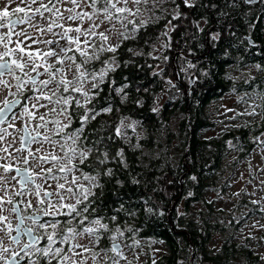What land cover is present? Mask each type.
Here are the masks:
<instances>
[{
  "label": "snow or ice",
  "instance_id": "snow-or-ice-1",
  "mask_svg": "<svg viewBox=\"0 0 264 264\" xmlns=\"http://www.w3.org/2000/svg\"><path fill=\"white\" fill-rule=\"evenodd\" d=\"M246 2L252 4L253 0ZM20 3L25 7L17 6L11 13L10 6L0 9V29H3L0 33V261L4 264H20L21 260L24 264H132L124 249L134 252L139 247L140 241L133 235L136 230L122 224L119 211L107 217L100 215L97 201L103 195L105 178L115 175L110 163L128 167L126 149L109 152L102 147L105 140L119 138L134 149L140 147L133 143L129 132H136L139 121L126 123L128 117L117 118L109 125L110 134H97L96 139L89 130L97 131L93 122L100 123L105 116L119 111L104 94V88L120 97V104L129 99L127 84L110 87L116 83L111 74L121 67L120 49L127 42L143 37L163 20L167 30H162L152 42L143 41L150 51L125 48L129 59L123 66L136 63L134 57L145 56L168 63L167 51L172 48L171 33L177 29L176 22L185 17V9L197 8V0H47V3L20 0ZM45 13L49 15L46 17ZM37 18L45 23L34 22ZM196 27L203 31L199 24ZM49 34L53 38H47ZM207 39L215 42L220 34L208 33ZM150 67L159 68L152 75L167 86L162 92L177 87L172 79L165 77L159 64ZM196 68L190 60L181 68L189 73L190 83H195V74L189 70ZM255 68L264 73V66L257 64ZM257 97L260 102L256 98L251 103L245 101L248 108L239 115L264 121V94L258 93ZM131 103L143 106L139 99H132ZM151 111L158 112L159 108L153 107ZM247 126L245 123L240 127ZM259 127L261 130L253 142L264 148V123ZM11 129L22 133L18 141ZM190 179L195 182L198 178ZM132 183L139 181L133 179ZM251 203L264 213V203L257 200ZM155 211L146 209L149 214ZM127 215L135 213L128 210ZM259 227L264 228V224ZM25 236L28 242L22 243ZM101 236L110 246H104ZM125 237L132 243L118 242ZM6 239L17 248L10 249ZM60 244L65 247L61 248ZM261 259L264 260V255Z\"/></svg>",
  "mask_w": 264,
  "mask_h": 264
},
{
  "label": "trees",
  "instance_id": "trees-1",
  "mask_svg": "<svg viewBox=\"0 0 264 264\" xmlns=\"http://www.w3.org/2000/svg\"><path fill=\"white\" fill-rule=\"evenodd\" d=\"M234 2L238 0H200L195 10L185 9V17L176 22L177 29L172 32V48L167 51L169 64L145 56L134 57L136 63L123 66L129 59L125 48L150 51L143 41L149 39L152 42L162 30H166L163 20L152 26L143 37L127 42L119 52L121 67L111 74L116 83L110 87L127 84L129 99L120 104V97L115 96L109 88H104V94L119 111L105 116L100 123L93 122L97 131L89 130L91 137L96 139L97 134H110L109 125L117 118L128 117L126 123L139 121L136 132H129L133 143L140 144V147L134 149L119 138L115 141L105 140L102 146L112 153L119 148L126 149L128 167L110 163L115 175L111 179L105 178L103 195L97 201V211L105 217L116 215L119 211L122 224L136 230L133 234L136 240L162 241L159 244L167 252L156 258L153 264H190V244L195 249L193 264H239V261L241 264H260V256H255L244 244L233 241L232 235L220 223L214 201L208 199V193L214 191L219 182L218 174L222 171V162L228 152V142L238 140L246 150L255 148V143L247 135L258 126L241 127L214 138L201 134L213 127L210 114L205 113L206 107L226 92L232 93L234 84L228 74L231 67L237 64V54L247 45L246 39L242 37L252 34L253 39L264 47V33L259 27L262 20L258 19L259 26L248 34L245 32L246 25L252 18L256 20V15L254 12H245L238 19H233L238 16ZM213 18L220 23V28L216 30L220 39L215 42L207 39ZM197 24L203 31L197 29ZM240 28L242 32L236 41L235 32L240 31ZM182 54L198 58L192 61L197 65L193 70L195 83L192 85L189 81L186 84L182 76L181 67L187 60ZM175 56L179 76L175 72ZM155 64L164 69L166 78L172 77L179 83L177 88L182 90V96L180 94L178 99L165 98L167 90L162 92V89H166V85L152 75L154 71H159V68L150 67ZM144 88L149 91L144 92ZM155 97L159 98L154 101ZM132 99L142 100L143 106L134 105ZM153 107L159 108V111H151ZM183 176L185 181L181 185ZM191 176H196L197 181H192ZM133 179L139 183H132ZM117 180L122 183L117 184ZM176 200L179 202L169 217L170 208ZM182 204L185 213L195 204H200L201 208L192 211L189 216H182L178 212ZM147 208L156 211L149 214ZM128 210L135 215H127ZM221 232L228 233L227 243L217 253H213L208 245L212 237ZM101 239L104 240L103 236ZM125 240L132 243L127 237L123 238V243ZM104 244H109V241L104 240Z\"/></svg>",
  "mask_w": 264,
  "mask_h": 264
},
{
  "label": "rangeland",
  "instance_id": "rangeland-1",
  "mask_svg": "<svg viewBox=\"0 0 264 264\" xmlns=\"http://www.w3.org/2000/svg\"><path fill=\"white\" fill-rule=\"evenodd\" d=\"M27 2L30 3V0H27ZM45 3H47V0H45ZM8 6H10L9 10L11 13V9L17 6L25 7V4L20 3V0H0V9ZM32 7H35V5H32ZM16 15L23 16L24 13H17ZM48 15V13H45L46 17ZM34 22L40 24L45 23L44 20L39 18ZM61 23H63V21H61ZM200 26H202V24H200ZM170 27L169 25V28ZM19 28L20 26H17L16 30L19 31ZM54 31L59 32L60 30L54 28ZM2 32L3 29H0V33ZM47 38L51 39L53 37L49 34ZM13 39H15V37H13ZM161 39H163V37H161ZM157 45L159 47V43ZM238 65L237 63L235 67H231L228 74L229 77L236 80H252L256 72L257 74L259 73L255 68V64L246 65L241 69L236 68ZM184 66L185 63L182 67ZM193 70L194 69H191L189 72L193 73ZM188 75V72H182L186 84H188ZM170 79L179 87V83L176 82L175 79L172 77ZM242 84H247V80L243 81ZM170 90H167L166 99L172 98L176 100L180 97V94L182 96L181 89L180 91L176 87ZM261 92L264 94V86ZM246 98H248V100ZM252 98H256L257 103L260 102L257 94L254 92H241L237 96L230 92H226L220 99L212 101V103L206 107L205 113L210 114L213 127L201 134L204 133V136L208 138L221 137L232 130L241 128L240 126L245 123H247V125H253L256 122L262 124V120L259 117L252 118L239 115L245 112ZM245 101H248V103H245ZM41 111L44 110L41 109ZM257 111H260V109H257ZM10 131H12V129ZM256 135H258L257 131H254L250 136L251 140H253V137ZM45 147H47V145H45ZM221 167L222 171L218 174L219 182L214 187V191L208 193V199L214 201L213 206L215 211L219 213L220 223L232 235L233 241L244 244L253 251L255 256H260L259 259H261V256L264 255V239H262L264 238V228H260L259 224H264V213H261L258 205H253L251 201L257 200L264 203V190H262L264 189V184H262V181H264V148L255 143L254 149L246 150L245 146L239 143L238 140H231L228 142V152ZM235 193H240V195L236 196ZM252 193H255V195H252ZM200 208V204H195L191 206L188 213H185V207L182 204L179 206L178 212L182 216H189L192 211L199 210ZM257 221L259 224H257ZM253 225H255V227H253ZM228 236L227 232L216 233L208 245L209 249H211L213 253H217L216 251L227 243L225 240ZM5 244L9 246L10 249H15L10 239H6ZM124 251L128 255V259L132 261V264H153L159 257L167 252L164 246L159 243L152 241L141 242V240L139 247H137L134 252L129 251V249H124ZM134 256L138 257V259L134 258ZM238 263L241 264V261ZM0 264H3V261H0ZM89 264H91V262H89ZM262 264H264V260H262Z\"/></svg>",
  "mask_w": 264,
  "mask_h": 264
},
{
  "label": "flooded vegetation",
  "instance_id": "flooded-vegetation-1",
  "mask_svg": "<svg viewBox=\"0 0 264 264\" xmlns=\"http://www.w3.org/2000/svg\"><path fill=\"white\" fill-rule=\"evenodd\" d=\"M200 2V0H197V4ZM233 5L236 7L235 12H238V16L237 17H233V19H238L239 16L243 15L245 12H254L256 15V20L254 18H252V21L247 23L246 25V30L245 32H247L248 34L252 33L258 26L259 24H257V20L258 21H264V0H253L252 4H248L246 2V0H238V2H234ZM261 21V26L260 29L261 31L264 33V23H262ZM212 27L211 29L208 30V33H217L218 29L220 28V23L218 20H216L215 18H213L212 20ZM206 27V24H205ZM238 28V27H237ZM239 29V28H238ZM217 30V31H216ZM242 32V29L240 28V31L235 32L236 33V41L239 39V35ZM242 39H246V46L243 48V51L241 53L237 54L236 60L237 63L239 65L236 67L237 69H241L246 65L249 64H259L264 66V47L263 45L254 40L252 34L251 35H246L243 36ZM241 40V39H240ZM251 58H253V60H251ZM245 63V65H244ZM235 67V65L233 66ZM247 80V84H242L243 81ZM232 83L234 84V88L232 89V94L234 95H238L241 92H254L256 94H262L261 89L264 86V73L259 72L252 78V80H248V79H231ZM185 87V86H184ZM186 89V87H185ZM234 91V92H233ZM248 100V98H246ZM262 123H264V121H262ZM261 124H259L258 122L254 123L253 125H248L245 128H253L255 126H258V128L256 130H253L251 132L248 133V138L249 140H251L250 136L251 134H253L254 131H260V126ZM12 131L14 132L15 135V139L18 141L20 136L22 135L21 132H16L14 129H12ZM259 131L257 134H259ZM35 134V133H33ZM239 139V138H238ZM23 146V145H21ZM30 147H34L29 145ZM254 149V148H253ZM22 206V205H21ZM31 211H35L34 209ZM8 213L5 212V215H7ZM41 219H43V217H40ZM15 222V221H13ZM28 237H24L22 240V243H27L28 242ZM119 243L123 244V241H118ZM12 245L15 247V249L17 248V246L15 244L12 243ZM61 248H64L65 245L60 244L59 245ZM105 247L110 246V244H104ZM70 247V246H69ZM23 255V254H21ZM33 259H35V257H32ZM262 263V260L260 259V264ZM4 264V262H3ZM20 264H24V260L20 261Z\"/></svg>",
  "mask_w": 264,
  "mask_h": 264
},
{
  "label": "water",
  "instance_id": "water-1",
  "mask_svg": "<svg viewBox=\"0 0 264 264\" xmlns=\"http://www.w3.org/2000/svg\"><path fill=\"white\" fill-rule=\"evenodd\" d=\"M182 57L185 58V59H187V60H190V61H195V60L198 59V58H190V57H188V56H186V55H184V54H182ZM176 59H177V56L174 57V67H175L176 75L179 76V74H178V69H177V66H176ZM177 81H179V79H177ZM192 84H193V83H191V85H192ZM184 181H185V177L183 176L182 179H181V185H183ZM181 192H182V188H181ZM178 202H179V200H176V201L172 204V206H171V208H170V211H169V217L172 216V213H173L174 209L176 208ZM190 250H191L190 264H193V261H194V258H195V249H194L193 244H190Z\"/></svg>",
  "mask_w": 264,
  "mask_h": 264
}]
</instances>
